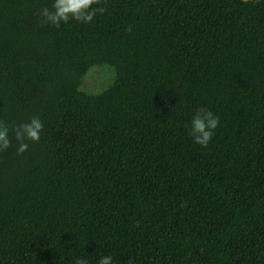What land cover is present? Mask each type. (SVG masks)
<instances>
[{
  "label": "trees",
  "instance_id": "16d2710c",
  "mask_svg": "<svg viewBox=\"0 0 264 264\" xmlns=\"http://www.w3.org/2000/svg\"><path fill=\"white\" fill-rule=\"evenodd\" d=\"M96 6L56 28L51 0H0V119L44 125L0 152V264H264V0Z\"/></svg>",
  "mask_w": 264,
  "mask_h": 264
},
{
  "label": "clouds",
  "instance_id": "9594fccd",
  "mask_svg": "<svg viewBox=\"0 0 264 264\" xmlns=\"http://www.w3.org/2000/svg\"><path fill=\"white\" fill-rule=\"evenodd\" d=\"M101 0H51V7H42L39 16L42 23L59 28L61 24H67L70 20L83 24H91L97 14H104L106 9L99 5ZM131 31V27L127 29ZM220 124V118L210 108L200 106L195 108L185 128L187 135L195 145L206 148L212 140L215 131ZM44 128L38 117H32L19 124H9L0 119V152H4L13 146L15 151L21 154L27 151L29 142L40 140ZM73 264H90L86 255L77 256ZM96 264H114L111 255H101ZM131 264V261H129Z\"/></svg>",
  "mask_w": 264,
  "mask_h": 264
},
{
  "label": "rangeland",
  "instance_id": "374dc122",
  "mask_svg": "<svg viewBox=\"0 0 264 264\" xmlns=\"http://www.w3.org/2000/svg\"><path fill=\"white\" fill-rule=\"evenodd\" d=\"M111 77V72L104 68H93L84 79V87L90 91L100 89L102 82H107Z\"/></svg>",
  "mask_w": 264,
  "mask_h": 264
}]
</instances>
